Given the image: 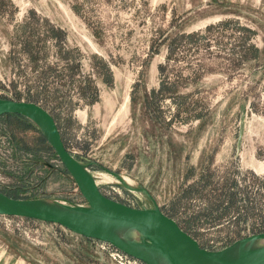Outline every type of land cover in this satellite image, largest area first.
<instances>
[{"label": "rangeland", "instance_id": "obj_1", "mask_svg": "<svg viewBox=\"0 0 264 264\" xmlns=\"http://www.w3.org/2000/svg\"><path fill=\"white\" fill-rule=\"evenodd\" d=\"M10 3L0 100L46 110L70 154L108 178L105 197L157 208L208 251L264 233V0ZM51 149L33 123L0 118V191L87 206ZM0 264L144 263L0 216Z\"/></svg>", "mask_w": 264, "mask_h": 264}, {"label": "water", "instance_id": "obj_2", "mask_svg": "<svg viewBox=\"0 0 264 264\" xmlns=\"http://www.w3.org/2000/svg\"><path fill=\"white\" fill-rule=\"evenodd\" d=\"M6 115L23 117L39 129L87 206L60 202L54 206L44 199H15L0 192V216L58 225L75 235L109 244L144 264H264V245L249 256L228 253L239 243L264 241V233L236 241L220 251L205 250L157 208L134 209L105 197L85 166L66 149L53 117L42 107L31 102L0 100V118ZM126 228L143 236L140 244H131L117 235ZM141 244L150 247L151 253L135 246L142 247Z\"/></svg>", "mask_w": 264, "mask_h": 264}, {"label": "bare ground", "instance_id": "obj_3", "mask_svg": "<svg viewBox=\"0 0 264 264\" xmlns=\"http://www.w3.org/2000/svg\"><path fill=\"white\" fill-rule=\"evenodd\" d=\"M94 180H95L96 184H98L100 182H109L108 178H105L103 176H102V178H97ZM121 182H123L124 185L131 188L130 184H128L126 181L121 179ZM134 190H136V189H134ZM44 202L49 203V204L54 205V206L56 204H59L54 200H44ZM117 235L121 238L128 240L129 242H131V244H140L142 241V238H143V236L138 231H136L134 229H130V228H126L125 230L117 232ZM263 245H264L263 240H255V241H251V242H242V243H239L238 245L232 247L230 250H228V253H231V254L236 255V256H238V255L249 256L253 250L258 249V248L262 247ZM135 246L137 248H140L142 251L144 250V252H146V253H151L150 247H146L145 245H142V247H138V245H135ZM160 263H162V262L160 261Z\"/></svg>", "mask_w": 264, "mask_h": 264}, {"label": "trees", "instance_id": "obj_4", "mask_svg": "<svg viewBox=\"0 0 264 264\" xmlns=\"http://www.w3.org/2000/svg\"><path fill=\"white\" fill-rule=\"evenodd\" d=\"M5 2L8 3V4H11V3H10V0H5ZM53 35L56 36V37L58 36V34H55V33H53ZM6 116L14 117V118H16V119H18V120H20V121H22V122H29L27 119H25V118H23V117H20V116H15V115H6ZM6 116H3V117H6ZM1 118H2V117H1ZM51 150H52V149H51ZM52 152H53V150H52ZM53 155H55L54 152H53ZM63 171H64L66 174H68L64 168H63ZM0 192H2V193H4V194L8 195L9 197L16 198V197H13L12 195H9L8 193H6V192H4V191H0ZM34 221H35V220H34ZM79 237L82 238L83 240L89 242V243H95V242H98V241H95V240L86 239V238L81 237V236H79Z\"/></svg>", "mask_w": 264, "mask_h": 264}, {"label": "built area", "instance_id": "obj_5", "mask_svg": "<svg viewBox=\"0 0 264 264\" xmlns=\"http://www.w3.org/2000/svg\"><path fill=\"white\" fill-rule=\"evenodd\" d=\"M119 257V256H118Z\"/></svg>", "mask_w": 264, "mask_h": 264}]
</instances>
